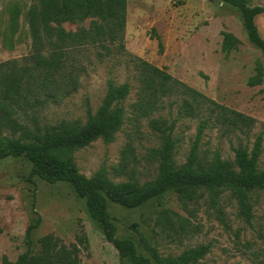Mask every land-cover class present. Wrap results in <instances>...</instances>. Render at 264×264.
Wrapping results in <instances>:
<instances>
[{
	"label": "rangeland",
	"instance_id": "obj_1",
	"mask_svg": "<svg viewBox=\"0 0 264 264\" xmlns=\"http://www.w3.org/2000/svg\"><path fill=\"white\" fill-rule=\"evenodd\" d=\"M247 1L249 6L264 7V0ZM34 3L0 0V64H24L30 56L25 14ZM255 23L264 39V14ZM88 25L89 20L81 24ZM63 27L66 31L77 28L69 23ZM222 32L239 39L237 50L221 53ZM143 63L218 105L253 118L254 125L249 130H234L221 124L212 113V105L198 108L181 85L171 82L155 97L144 95ZM257 65L263 83L249 87L247 80L256 73ZM64 71L75 77L76 85L57 102L48 101L36 109L41 123L75 121L83 125L86 111L95 114L100 107L109 83L129 87L121 102L122 124L113 141L106 144L96 140L72 153L86 178L103 174L116 184H143L155 179L159 167L155 151L161 147L162 137L153 127L154 121L172 127L176 166L185 163L199 124L207 121L199 142V159L208 162L216 153L233 161L234 148L251 149L261 136L258 167L264 169V52L247 41L239 12L233 7L214 0H127L122 38L115 43L105 41L69 50ZM186 103L191 104V111L185 109ZM21 122L26 119L21 117ZM0 136L10 134L3 132ZM30 168L24 157L0 160V264L3 256L14 262L26 251L25 231L37 215L41 223L32 233L33 250H38V240L48 234L67 246L84 236L87 243L80 247L81 264H130L120 261L118 252L90 219L85 201L68 184L50 185L37 177L30 182ZM251 203L250 224L238 215L229 193L222 194L218 203L222 219L209 206L206 195L185 208L174 195L167 194L138 209L108 203L107 211L116 236L131 239L139 254L148 256L144 239L161 257L175 258L186 250L209 245V253L195 264H264V196L252 195ZM161 210L172 212L173 227L157 222Z\"/></svg>",
	"mask_w": 264,
	"mask_h": 264
},
{
	"label": "trees",
	"instance_id": "obj_2",
	"mask_svg": "<svg viewBox=\"0 0 264 264\" xmlns=\"http://www.w3.org/2000/svg\"><path fill=\"white\" fill-rule=\"evenodd\" d=\"M214 1L239 12L247 41L264 52V39L255 23L256 18L264 14V7L249 6L247 0ZM126 5L127 0H35L34 5L28 8L25 19L31 39V54L24 64L16 61L0 64V135L3 132L10 134V137L0 136V160L24 157L31 164L30 182L37 177L50 185L68 184L85 201L90 219L102 231L106 242L118 252L120 261L130 264H195L209 253V245H200L172 258L161 257L155 247L142 239L148 256L139 254L131 239L116 236V227L107 211L108 203L125 209H138L172 194L185 208L206 195L209 206L222 219L218 203L222 194L229 193L237 204L238 215L250 224L252 195L260 193L264 196V169L258 167L262 154L261 136H257L251 149L247 146L234 148L233 161L224 160L215 153L210 161L203 162L198 157V148L207 121H202L185 163L176 166L172 127L163 121H154L153 127L162 137L161 147L155 151L159 162L158 176L143 184L137 181L116 184L103 174L92 178L83 176L72 153L96 140L106 144L113 141L122 124L121 102L129 93L127 84L114 86L109 83L100 107L95 114L86 111L87 119L83 125L75 121L41 123L35 114L38 107L48 101L57 102L69 93V87L76 85L75 77L64 71L69 50L105 41L115 43L122 38ZM86 20H89V25L81 26ZM66 23L77 28L66 31L63 27ZM221 36V53L229 54L238 49L240 41L232 33L222 32ZM141 68L142 93H148L149 97L165 91L171 82L172 85H181L198 108L201 104L212 105V113L217 115L221 124L234 130H249L255 123L253 118L218 105L156 67L143 63ZM262 83V70L257 65L256 73L247 80V86L255 87ZM191 108V104H185V109L191 111ZM21 117L26 119L25 123L21 122ZM171 213L161 210L157 222L173 227ZM40 223L37 215L27 226L26 251L14 262L3 256L1 264H81L80 247L87 243L84 236H78L76 243L67 246L48 234L38 240V250H33L32 233ZM180 228L183 229L182 226Z\"/></svg>",
	"mask_w": 264,
	"mask_h": 264
}]
</instances>
